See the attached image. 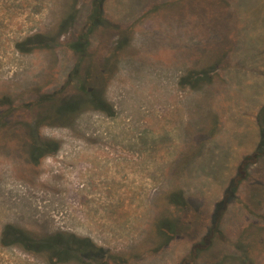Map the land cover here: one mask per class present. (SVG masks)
Returning <instances> with one entry per match:
<instances>
[{
	"label": "rangeland",
	"instance_id": "rangeland-1",
	"mask_svg": "<svg viewBox=\"0 0 264 264\" xmlns=\"http://www.w3.org/2000/svg\"><path fill=\"white\" fill-rule=\"evenodd\" d=\"M99 2L85 77L110 112L46 120L39 138L59 149L31 161L44 110L30 105L78 95L74 46ZM37 34L56 44L16 49ZM262 108L264 0H0V237L12 225L96 247L51 261L0 244V264H264V155L242 173ZM163 219L182 225L172 240Z\"/></svg>",
	"mask_w": 264,
	"mask_h": 264
},
{
	"label": "trees",
	"instance_id": "trees-1",
	"mask_svg": "<svg viewBox=\"0 0 264 264\" xmlns=\"http://www.w3.org/2000/svg\"><path fill=\"white\" fill-rule=\"evenodd\" d=\"M101 4L102 2L96 3V8L92 13L90 20L91 23H89L86 33L82 35L81 41L78 45H76V48L73 45L74 51L79 56V62L74 71L69 76L68 86H72L78 95L76 97L68 99L61 98L56 93L49 95L46 94L40 96L30 105L33 108L40 107V109L44 110L39 111L41 112L42 120H36L31 126L28 125V135L30 139L29 148H31V150L29 149V156L31 158V161H36L39 160L38 158L44 157L49 152V150L57 151L59 149L58 143L48 142L39 138V134L37 131L38 127L44 125V123H46V120L52 118L53 120H65L67 122H70L71 118L76 116L79 112H82L83 110L89 108L106 113L110 112V106L108 105L104 97L101 96V94L97 93L94 87L91 88L88 85L85 77V61L88 56L89 38L94 31L93 25L96 22V18L101 14ZM64 26H67V23L62 24V28H64ZM55 44L56 42L53 37L37 34L26 38L22 42L16 44V49L20 53L26 54L34 50L51 49ZM75 49H77V51ZM55 103H58V105H56ZM46 104H49L50 106L55 104V109H53V111L45 110L46 108H48L44 107V105ZM81 104H85V106L82 107ZM2 119L3 117H0V124L2 123ZM258 120L260 132L262 135L260 147L257 153L251 156V159L249 158L250 161H248V159L245 165H243L245 166L242 171L243 174H246L249 166L251 165V162H254L253 160L260 159L264 155V108L261 109L258 115ZM235 192L236 189L232 187L228 192V198H232ZM172 197V204L178 206V208L186 209V202L182 194H174L172 195ZM156 228L161 236L168 237L170 240H172L173 237H176L180 234L182 225L174 219H163L157 223ZM217 232L218 230L213 228L210 234L214 238ZM65 239L66 238L62 236H57L51 240H40L32 236L31 234L24 232L18 227L7 225L1 232L0 244L4 248L19 246L29 253L43 254L51 261H61L65 258H79L81 254H84V251L90 253L93 252V250L96 248L95 245L89 240L84 242L79 241L74 237H69L67 238V240ZM192 258L188 259L186 261V264H193L194 260ZM91 260L95 261L94 258H92Z\"/></svg>",
	"mask_w": 264,
	"mask_h": 264
},
{
	"label": "bare ground",
	"instance_id": "bare-ground-1",
	"mask_svg": "<svg viewBox=\"0 0 264 264\" xmlns=\"http://www.w3.org/2000/svg\"><path fill=\"white\" fill-rule=\"evenodd\" d=\"M25 197V196H24ZM29 198V197H28Z\"/></svg>",
	"mask_w": 264,
	"mask_h": 264
}]
</instances>
